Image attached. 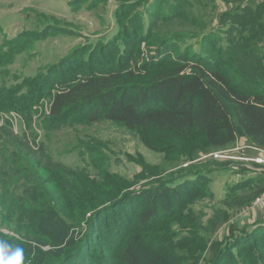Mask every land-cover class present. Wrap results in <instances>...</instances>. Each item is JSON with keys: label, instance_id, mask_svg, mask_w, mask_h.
Here are the masks:
<instances>
[{"label": "rangeland", "instance_id": "obj_1", "mask_svg": "<svg viewBox=\"0 0 264 264\" xmlns=\"http://www.w3.org/2000/svg\"><path fill=\"white\" fill-rule=\"evenodd\" d=\"M222 1H229L231 7L236 0ZM171 3L176 6L169 13ZM206 6L189 7L180 0H0V45L17 37V43L24 46L0 70V85L13 87L48 75L42 99L29 115L0 111V150L5 149L3 159L11 158L5 166L14 162L26 169L22 162L28 158L46 167L48 172L45 168L41 175L48 185L45 189H56L62 196H51L50 206L68 217L81 219L86 208L121 202L113 209L106 206L110 210L101 217L87 222L79 219L74 225L71 235L78 242L77 250H84L88 240V252L70 253L75 248L70 250L69 244L61 241L44 246L43 251L58 255H45V260L56 262L53 264H122L115 238L120 234L122 242L126 241L133 233L132 219L153 204L157 206L156 218L140 230V264H264V237L257 240L261 233L251 239L256 258H252L253 249L231 250L239 240L247 242L249 235L245 234L254 228L252 214L264 211V200L256 203L263 193L253 189L236 200H221L227 186L244 180L241 176L252 175L240 170L264 173V151L252 147L249 140L239 136L231 149L206 154L207 148L198 144L200 139L183 141L154 128L131 131L101 118L47 129L54 126L45 120L52 96L64 85L116 64L126 76L131 73L136 78L130 85L143 84L161 63L182 64L180 56L186 51L215 60L219 46L240 45L237 52L244 53L238 56L242 62L237 66L228 63V78L236 87L264 91V15L254 20L257 28L253 32L244 31L247 27L242 33L238 28L237 32L228 29L227 35L219 37L211 31L219 23L220 7L216 3ZM248 20L240 18L238 22L244 26ZM187 61L189 66L193 64ZM42 151L52 164L47 165ZM55 162L83 172L86 178L71 176L70 180ZM223 163L230 165L220 170L218 164ZM191 170L214 171L210 175L214 196L179 205V199L190 193L182 189L175 194L164 188ZM27 173L30 175V169ZM34 173L19 183L16 193L35 184ZM88 192L93 193L91 199ZM5 223L7 218L0 214V225ZM45 225H49L47 221ZM56 234L58 231H53ZM156 257L160 259L150 263ZM32 258L22 261L32 264Z\"/></svg>", "mask_w": 264, "mask_h": 264}, {"label": "trees", "instance_id": "obj_2", "mask_svg": "<svg viewBox=\"0 0 264 264\" xmlns=\"http://www.w3.org/2000/svg\"><path fill=\"white\" fill-rule=\"evenodd\" d=\"M180 1L189 7H207L206 3L201 0ZM227 2L229 3V1ZM169 5L168 12L171 13L176 5H172V3ZM211 5L214 7L213 3ZM229 8L219 14V23L211 31L220 35L219 37L227 35L228 29H234L235 32L239 29V32L242 33L247 27L244 31L253 32L257 28V24H253L254 20L262 18L264 15V11H262L264 3L253 7L232 6ZM240 18L249 20L245 23L246 25L241 26L238 22ZM208 36L211 37L210 34ZM18 39L16 37V39L0 45V70H3V67L11 62L13 56L24 47L17 43ZM239 48L238 44L235 46L230 44L226 48L219 46L216 50L215 60L207 55L201 56L186 51L185 56H180V59H183L182 64L163 62L147 76L149 79L147 82L139 85L129 84L136 78L132 77L131 73L126 76L123 69H119V64H116L115 67L105 68L95 75L91 73L80 80H74L64 85L65 87L52 96L48 118L45 120L54 126L47 129L69 128L81 124L85 120L93 122L101 118L120 123L131 131L154 128L159 133L171 135L173 138L183 141L200 139L201 144H198L207 148L203 152L206 154L231 149L239 136L249 140L252 147L264 151V91L259 88L236 87L228 78L231 71L228 63L237 66L242 62L243 58L239 60L238 56H242L244 53H238ZM187 59L193 61L191 66L187 64ZM188 70L190 71L188 72ZM47 78L48 75L45 74L31 79V83L29 80L20 82L13 87L0 85V111H14L22 117L29 115L32 108L42 99ZM159 102L161 104H158ZM83 115H86L84 119ZM4 152L5 149L0 150V159L4 164L0 166V214L7 218V223L0 225V240L6 241L13 248L21 247L24 261L29 257L32 258L33 255L32 264L56 263L44 259L45 255H54L43 251V248L49 245L54 246L55 243L58 244L61 241L66 245L69 244L70 250L75 248L70 253L88 252V240L86 244L84 243V250L79 251L77 250L78 242L71 235V230L75 228L74 225L79 222L80 218L68 217L59 212L57 207L50 206L49 198L51 196L55 199H61L62 196L56 189L53 192H48L45 189L48 185L41 175L44 174L46 167L27 158V161L22 162L26 164V169L14 162L10 163V167L7 168L6 162H9L11 158L3 159ZM42 152V156L47 159V165L52 164L54 161H49ZM71 152L73 151L71 150ZM11 155L14 156V153ZM54 165L61 171H65V176L70 180L73 179L71 176L86 178L83 172L67 169L61 163ZM229 165L218 164V168L224 170ZM91 166L94 167L93 164ZM27 169H30V175L27 173ZM46 170L48 172L47 168ZM34 171L40 175V178L35 175ZM241 171L246 172L247 170ZM33 173L35 184L29 188L24 186L22 193H16L19 183L25 182ZM212 173L214 171L191 170L190 173L168 183L164 190L175 194H179V190H187L190 195L180 198L179 205H182V202L189 205L197 198L213 197L210 190V175ZM253 180L245 181L242 183V187L246 191L256 189L258 194L264 192V177L260 176ZM234 190L232 187L230 193L229 190L227 191L223 203L240 198L234 195ZM62 193L67 196L65 191ZM91 194L93 193L91 192ZM91 194L88 192L89 199H91ZM120 204L121 202L112 205L101 204L100 207L93 210L86 208L82 210L80 220L91 221ZM69 205L72 206L70 201ZM110 205L112 207L107 210L106 206ZM156 215L157 206L151 204L132 219L133 233L131 232L132 234L126 241L122 242L123 238L120 237V234L118 238H115L118 243L115 247H121L119 259L122 264H140L137 251L141 237L140 230L149 227ZM52 218H54L53 221ZM45 221L49 225H45ZM44 225L50 233L47 232ZM53 231H58V234L53 235ZM246 233L245 235H249L247 242L239 240L231 250L239 253L242 249L247 251L253 249L251 255L252 258H256L257 254H254V244L251 239L256 233H261L257 240L264 237V211L258 210L255 213L254 228L248 229ZM242 245H246V247L242 248ZM56 256L58 255L54 257ZM158 259L160 257L153 258L150 263ZM24 261L22 264H29L28 261Z\"/></svg>", "mask_w": 264, "mask_h": 264}, {"label": "crops", "instance_id": "obj_3", "mask_svg": "<svg viewBox=\"0 0 264 264\" xmlns=\"http://www.w3.org/2000/svg\"><path fill=\"white\" fill-rule=\"evenodd\" d=\"M201 1H203V2H205L207 5H211V4H209L208 2H211V1H213V4L215 5V3L217 4V5H219V7H220V12L221 13H223V12H225V11H227L228 9H230L229 7V3L228 2H226V1H222V0H201ZM219 1H220V4H219ZM237 2V3H236ZM254 2H260V3H264V0H243V1H239V0H236L235 1V4L233 3V6L235 7V6H240V7H245V6H247L248 4H251V6L250 7H253V5L254 4H256V3H254ZM243 3H245V4H243ZM232 7V6H231ZM247 171L246 172H242L241 170H240V173L241 174H243V175H250V174H252L250 177H248V176H241V178L242 179H244V180H239L238 182H235V185H233L232 187H234V191H235V196L236 197H242L243 196V194H245V192H247L246 191V189L245 188H243L242 186V183H244L245 181H249V180H251V181H254L253 179H255V178H257V177H260V176H263L264 177V173H261V172H258V173H256V172H254V171H258V170H253V169H251V170H253V171H249L248 169H246ZM254 172V173H253ZM237 175H239V173L237 174ZM212 179V178H211ZM241 181V182H240ZM211 182H213L212 180H211ZM232 187H230V186H227V188H226V190L228 189V190H230V188H232ZM226 194H227V192H225V195L223 196V198L221 199L222 200V203H223V201L225 200V198H226ZM214 196V195H213ZM263 211V210H262ZM254 218H255V214L253 213L252 214V220H254Z\"/></svg>", "mask_w": 264, "mask_h": 264}, {"label": "clouds", "instance_id": "obj_4", "mask_svg": "<svg viewBox=\"0 0 264 264\" xmlns=\"http://www.w3.org/2000/svg\"><path fill=\"white\" fill-rule=\"evenodd\" d=\"M23 249L0 240V264H22Z\"/></svg>", "mask_w": 264, "mask_h": 264}, {"label": "built area", "instance_id": "obj_5", "mask_svg": "<svg viewBox=\"0 0 264 264\" xmlns=\"http://www.w3.org/2000/svg\"><path fill=\"white\" fill-rule=\"evenodd\" d=\"M263 193V194H262ZM261 194V198H258L257 200H256V203H261L263 200H264V192H262Z\"/></svg>", "mask_w": 264, "mask_h": 264}]
</instances>
